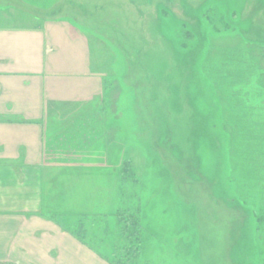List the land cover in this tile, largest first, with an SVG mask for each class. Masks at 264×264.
Segmentation results:
<instances>
[{"label":"rangeland","instance_id":"rangeland-1","mask_svg":"<svg viewBox=\"0 0 264 264\" xmlns=\"http://www.w3.org/2000/svg\"><path fill=\"white\" fill-rule=\"evenodd\" d=\"M4 24L64 74L41 146L1 131L41 168L48 264H264V0H0Z\"/></svg>","mask_w":264,"mask_h":264},{"label":"crops","instance_id":"crops-1","mask_svg":"<svg viewBox=\"0 0 264 264\" xmlns=\"http://www.w3.org/2000/svg\"><path fill=\"white\" fill-rule=\"evenodd\" d=\"M47 51L46 36L40 29L0 26V264H48V239L45 237L53 233L59 237L63 235L60 230L49 234L45 223L41 224V219L35 215L41 209V168L15 165L31 163V159H27L29 151L22 142L26 135L11 138L10 145L15 148L20 143L25 149L22 152L9 155L7 145L1 146L3 130H33L41 146L48 125L45 116L63 114L64 74L58 71L59 59L48 55ZM87 82L92 84L93 80L87 78ZM4 136L10 139L6 133ZM45 154L39 147L32 161L43 167L48 163ZM75 253L79 256V252ZM91 258L93 263L90 264H103L99 258Z\"/></svg>","mask_w":264,"mask_h":264}]
</instances>
